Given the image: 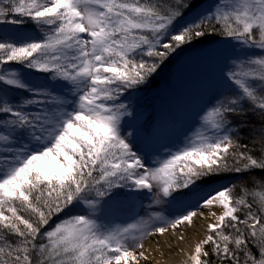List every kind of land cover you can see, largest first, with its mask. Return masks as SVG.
Segmentation results:
<instances>
[{"label":"snow or ice","instance_id":"6c2138e0","mask_svg":"<svg viewBox=\"0 0 264 264\" xmlns=\"http://www.w3.org/2000/svg\"><path fill=\"white\" fill-rule=\"evenodd\" d=\"M212 44L219 89L169 143L130 97ZM169 257L264 264V0H0V264Z\"/></svg>","mask_w":264,"mask_h":264}]
</instances>
